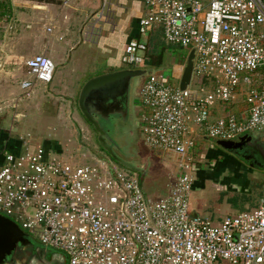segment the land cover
Returning <instances> with one entry per match:
<instances>
[{
	"label": "built area",
	"instance_id": "built-area-1",
	"mask_svg": "<svg viewBox=\"0 0 264 264\" xmlns=\"http://www.w3.org/2000/svg\"><path fill=\"white\" fill-rule=\"evenodd\" d=\"M91 1L98 7L84 18L78 44H96L122 7L120 0ZM157 31L186 49L174 74L147 75L136 92L143 143L173 162L166 194L149 197L134 168L91 150L80 131L49 146L19 132L18 145L0 149V216L60 251L66 264H264V198L219 223L189 205L202 141L264 131V3L143 0L138 34L121 62L146 68ZM191 50V79L180 89ZM24 64L31 78L20 82V97L30 98L50 84L55 66L44 54ZM16 102L12 120L19 118Z\"/></svg>",
	"mask_w": 264,
	"mask_h": 264
},
{
	"label": "rangeland",
	"instance_id": "rangeland-1",
	"mask_svg": "<svg viewBox=\"0 0 264 264\" xmlns=\"http://www.w3.org/2000/svg\"><path fill=\"white\" fill-rule=\"evenodd\" d=\"M36 1L40 5V3L42 4L51 0ZM120 3H122V0H120ZM138 3V7L141 8L143 0H139ZM26 7L28 10L32 9V7ZM89 7L90 9H96L98 3L89 5ZM24 8L18 7L21 11H25ZM31 14L34 15L35 11H31ZM116 15V13L113 14V20L116 22L114 21L111 24L112 26L110 24L103 25V31L98 40L99 43L94 45L79 44L82 45L78 49L82 58L84 60L89 59L86 66L83 63V65L75 68L71 73L65 72L66 67L57 69L60 79L62 77L65 78L64 81L61 80V85L72 84L73 87L77 78H79L78 85H81L84 79L88 80L91 77L105 73L108 69L107 63L109 61L116 62L118 66L134 70H146V72L160 70L165 75L174 74L175 69L178 70L176 66L172 67L171 64L165 65L163 62L162 66L147 65L146 68L124 66L120 61L124 52L123 48L126 41L128 42L131 38L128 39V31L121 28ZM83 22L84 19L78 27V33L74 36L73 44H76L80 38V29ZM21 24H23V28H26L27 19H23ZM34 26L36 27V25ZM145 37L141 36V39ZM151 40H155L158 48H163L164 53H170L171 56L181 57L186 54V49L167 44L159 31L151 34ZM98 44V48L94 47ZM93 47L95 49H92ZM71 52H68V56L71 54L73 56V51ZM83 52H86L87 55H84ZM65 55H67L66 52ZM9 69L11 70V75H7L6 77L5 74L8 72L5 71L4 66H0V88L8 89V91L1 90L0 92V108H3L0 109V128L2 127V123L8 122L10 108L17 101L15 110L19 114V118L15 119V121L20 120L21 130L29 131L35 137L41 138L40 141L45 146L57 145V141L63 144L66 143V139L74 132L77 124L79 127H83L85 131V144L87 147L98 154L105 155L90 133L91 126L79 112L77 96L73 95L75 90L68 89L67 87L68 96H63L64 98H58L53 91L54 96L37 95L30 98L20 97L22 95L19 83V78L21 77L18 75L20 67L11 66ZM141 77L136 76L131 80L128 98L119 110L113 113L109 119L104 118L101 120L96 118L111 138L108 141L112 145L118 144L120 157L124 160L122 162L126 165L128 164L139 173L140 183L146 194H149L151 198H159L165 195L168 169L174 172V168L173 162L163 152L148 148L142 141L141 130L139 132L141 127L139 115L142 111L141 104L136 96ZM38 92L40 93V91ZM18 93L20 95L16 96ZM56 97L62 99L61 102L63 103L57 102ZM70 99L72 100L71 103L69 102ZM58 106H61V110H63L61 111L62 116L65 115L67 117L66 115H69V112L72 113L71 116L73 115L71 122L67 125L66 123L64 125L58 123L56 116L59 111ZM47 134H49V137H42ZM250 139L251 144L258 148L256 155L257 163L254 164L258 166H252L240 161L236 157H231L219 146L215 145L214 140L202 141L199 149L201 157L198 158L199 163L196 167L199 170L204 169L206 174L194 175V187L189 195L190 209L196 212L197 215L209 217L213 223H219L226 217H232L239 212L252 209L258 204L260 198L264 196V134L260 131H252L250 132ZM72 147L74 146L68 147V149ZM223 164H225V167ZM42 249L43 253L41 255L35 249L31 251L22 249L23 255H18L17 260L19 262L17 264H27L29 261V263L34 264H65L64 255L60 251L48 248Z\"/></svg>",
	"mask_w": 264,
	"mask_h": 264
},
{
	"label": "crops",
	"instance_id": "crops-1",
	"mask_svg": "<svg viewBox=\"0 0 264 264\" xmlns=\"http://www.w3.org/2000/svg\"><path fill=\"white\" fill-rule=\"evenodd\" d=\"M10 1L13 10L11 12V15L2 18L0 20V28H1L0 29V35H1L0 66H4L5 71L8 72V73L5 72L6 77L7 75H11V70L9 69L11 66H18L20 67V71L18 72V75H20L19 77H21L19 78V83L24 79L31 78L24 64L25 60L37 54H44L48 56L54 63L55 69H54L53 78L50 84H48V86L36 87L34 91V95L32 97L37 95L54 96V94L58 98H61L63 96L67 97L68 96L67 87L68 89L75 90V93L73 95H76L78 97L80 88L86 79L83 80L81 85H78L79 78H77L76 83L73 87L72 84L61 85V80L64 81L65 78L62 77L60 79L57 69L61 67H66L65 72L67 71V73L68 72L71 73L75 68L79 67L80 65H83V63L85 66L87 65L89 59L84 60L82 58L81 53L78 51V49L82 46L79 45L80 43L78 44L79 40L76 42L77 45L73 44V42L75 38L74 36H76V33H78V27L80 23L92 10L89 7V5H93L92 1L91 0H51L49 2H44L42 4L40 3V5L36 0H10ZM138 2L139 0L137 1L122 0V7L117 8L116 10L118 23L122 29H127L126 31H128V36H129L128 39L135 37L138 34L137 33L138 17L142 8V7L141 8L138 7L139 6ZM26 6L30 8L32 7V9L28 10ZM18 7H25L24 8L25 11L19 10ZM31 11H35V14L34 15L31 14ZM23 19H27L26 28H23L22 26L23 24H21V21ZM34 25H36V27ZM49 26H53L51 33H48L46 30L47 27ZM98 46L99 44L94 47L98 48ZM94 47L92 49H95ZM71 51H73V56L71 54L72 53ZM65 52L67 53V55L64 56ZM68 52H71L70 53L71 55L68 56ZM83 53L84 55H87L86 52ZM183 58L184 55L181 57H175V56H171L170 53H166V52L165 53L163 52L162 54V62L165 65L171 64L172 67L182 63ZM107 65H108L107 66L108 69L105 71V73L121 69V66H118L116 62L113 63L112 61H109ZM70 67L71 69L69 70ZM45 88L46 91L44 90ZM1 90L8 91V89H4V88H0V92ZM38 91H40V93ZM52 91L54 94L52 93ZM19 95L20 94L18 93L16 96ZM58 98L56 101L59 103H63L61 102L62 99H58ZM71 101L72 100L70 99L69 102L71 103ZM58 108H59L58 115H56L58 123H60V125L61 124L64 125L66 123L67 125L69 122H71L73 116V115L71 116L72 113L69 112V115H66L67 117H65V115L62 116L61 111L63 110H61L62 109L61 106H58ZM10 112L12 113V110L9 111V113ZM11 118L12 117H9L8 122L2 123V127L0 128V149L2 147L12 148L13 146L18 145V142L16 141V133L29 132V131L21 130L20 127L21 122L18 123L17 125H13V123L11 122ZM73 124L75 123L73 122ZM75 128L76 129L74 130V132L76 130L80 131L85 136V131L83 130V127H79L76 124ZM260 132L264 134V131H260ZM46 136L49 137V134L44 135L42 137H46ZM35 138L37 140L41 139L38 137ZM223 165L225 167V164ZM204 171H205L204 169L203 170L197 169L196 174L197 175H203L204 173L206 174V172ZM171 172L172 171L168 169L167 172L168 179L165 184L164 194H166V188L170 180ZM262 198H264V196ZM262 198H260V201L255 207L246 211H251L257 208ZM246 211H242V212H246ZM191 212L197 215V213L194 212L193 210H191Z\"/></svg>",
	"mask_w": 264,
	"mask_h": 264
},
{
	"label": "water",
	"instance_id": "water-1",
	"mask_svg": "<svg viewBox=\"0 0 264 264\" xmlns=\"http://www.w3.org/2000/svg\"><path fill=\"white\" fill-rule=\"evenodd\" d=\"M262 2L264 3V0ZM193 58L194 50H191L186 56L179 83L180 89H185L190 82ZM156 71L160 70L146 72V70L123 68L91 77L81 86L77 97V107L84 119L96 130L97 141L102 148L109 151L106 141H110L111 138L98 119H109L126 103L130 82L134 77L142 76L140 78L142 80L145 76L154 74ZM249 138L250 136L243 135L239 140H249ZM214 143L224 151L230 150L235 145V141L232 140H215ZM111 158L113 157L111 156ZM114 160L118 162V159ZM119 163L127 166L122 161ZM22 249L27 251L35 249L39 255L43 253V249L35 246L15 223L0 216V264H17L19 262L18 255H23Z\"/></svg>",
	"mask_w": 264,
	"mask_h": 264
},
{
	"label": "flooded vegetation",
	"instance_id": "flooded-vegetation-1",
	"mask_svg": "<svg viewBox=\"0 0 264 264\" xmlns=\"http://www.w3.org/2000/svg\"><path fill=\"white\" fill-rule=\"evenodd\" d=\"M124 65V64H123ZM125 66V65H124ZM123 68H126V67H121V69H123ZM87 122V121H86ZM88 123V122H87ZM89 124V123H88ZM90 125V124H89ZM91 126V125H90ZM91 128V130H90V133L92 134V136L94 137V140L97 142V144H98V147L101 149V151L104 153V154H106V155H108V156H112L114 159H118V162H120V161H124V160H122L121 159V157H120V154H119V146H118V144L116 145V144H111V142H109V141H106V143H107V146H108V150L109 151H107V149H104V148H102L101 147V145L98 143V141H97V137H98V134H97V132H96V130L91 126L90 127ZM139 132H140V129H139ZM250 132H252V131H249V132H247V133H245L244 135H248V136H250ZM243 136V135H242ZM241 136H239L238 138H236V139H234V140H232V141H235V145L234 146H232V148L230 149V150H225V152L228 154V155H230L231 157H233V158H237V159H239L240 161H243L244 163H247V164H250V165H252V166H255L254 164L255 163H257V149L258 148H256L255 146H253L252 144H251V139L250 140H248V139H244V140H239V138H240ZM253 143V142H252ZM214 144V143H213ZM120 160V161H119ZM127 166H129L128 164H127ZM130 167V166H129ZM131 168V167H130ZM35 246H39V247H41V248H45V247H43V246H41L38 242H36V241H34V240H32V239H30V238H28ZM65 258V257H64ZM8 261V260H7ZM30 262V261H29ZM27 263V264H34V263ZM65 264H66V258H65Z\"/></svg>",
	"mask_w": 264,
	"mask_h": 264
},
{
	"label": "trees",
	"instance_id": "trees-1",
	"mask_svg": "<svg viewBox=\"0 0 264 264\" xmlns=\"http://www.w3.org/2000/svg\"><path fill=\"white\" fill-rule=\"evenodd\" d=\"M0 9L2 10V11L0 10V19H2L5 16L11 15V12H12L11 1L10 0H0ZM163 52H164V49L158 48L157 43H155V40H151V36H150L149 41H148V49H147L148 59L146 61V64L151 65V66L152 65L153 66H162L163 65V63H162ZM262 72L264 74V69L262 70ZM10 117H12L11 112H10ZM11 122L13 123V125H17L18 123H20V120L15 121V119L12 120V118H11ZM156 179H158V178H156Z\"/></svg>",
	"mask_w": 264,
	"mask_h": 264
}]
</instances>
